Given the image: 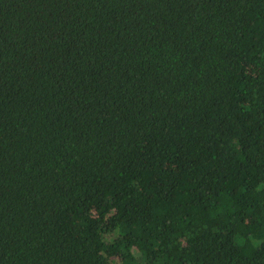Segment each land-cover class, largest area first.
I'll list each match as a JSON object with an SVG mask.
<instances>
[{
    "label": "trees",
    "instance_id": "obj_1",
    "mask_svg": "<svg viewBox=\"0 0 264 264\" xmlns=\"http://www.w3.org/2000/svg\"><path fill=\"white\" fill-rule=\"evenodd\" d=\"M0 264H264V0H0Z\"/></svg>",
    "mask_w": 264,
    "mask_h": 264
}]
</instances>
